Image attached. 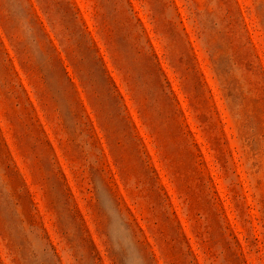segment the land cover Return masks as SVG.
Returning <instances> with one entry per match:
<instances>
[{"label":"rangeland","instance_id":"obj_1","mask_svg":"<svg viewBox=\"0 0 264 264\" xmlns=\"http://www.w3.org/2000/svg\"><path fill=\"white\" fill-rule=\"evenodd\" d=\"M0 264H264V0H0Z\"/></svg>","mask_w":264,"mask_h":264}]
</instances>
